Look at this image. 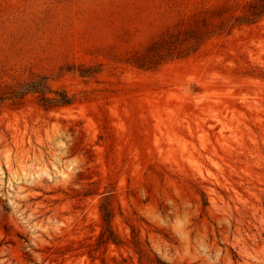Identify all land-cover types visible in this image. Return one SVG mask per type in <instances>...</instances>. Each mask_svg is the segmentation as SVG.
I'll use <instances>...</instances> for the list:
<instances>
[{"label":"rangeland","instance_id":"rangeland-1","mask_svg":"<svg viewBox=\"0 0 264 264\" xmlns=\"http://www.w3.org/2000/svg\"><path fill=\"white\" fill-rule=\"evenodd\" d=\"M257 1L0 0V264H264Z\"/></svg>","mask_w":264,"mask_h":264},{"label":"trees","instance_id":"trees-1","mask_svg":"<svg viewBox=\"0 0 264 264\" xmlns=\"http://www.w3.org/2000/svg\"><path fill=\"white\" fill-rule=\"evenodd\" d=\"M264 12V0H258L253 5V10L250 15H256ZM47 76L37 75L28 81L19 83L16 87H8L7 89H0V101L4 99H12L13 102H17L27 93H39L41 101L47 106L66 105L71 102V98L65 93V91L52 90L47 82ZM52 92L55 96H48L47 93ZM103 212V218L106 221L110 217V210L106 204L101 206ZM109 236L102 235V238L109 239L112 235V231H109ZM113 239V238H111Z\"/></svg>","mask_w":264,"mask_h":264},{"label":"bare ground","instance_id":"bare-ground-1","mask_svg":"<svg viewBox=\"0 0 264 264\" xmlns=\"http://www.w3.org/2000/svg\"><path fill=\"white\" fill-rule=\"evenodd\" d=\"M46 171H43V173H45Z\"/></svg>","mask_w":264,"mask_h":264}]
</instances>
